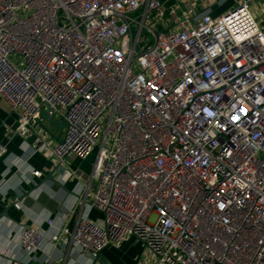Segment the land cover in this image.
<instances>
[{
  "label": "built area",
  "instance_id": "obj_1",
  "mask_svg": "<svg viewBox=\"0 0 264 264\" xmlns=\"http://www.w3.org/2000/svg\"><path fill=\"white\" fill-rule=\"evenodd\" d=\"M166 1L0 0V98L15 134L55 178L95 153L71 230L20 227L28 257L65 234L89 264L131 237L137 264H264V30L250 0L217 15ZM46 106L67 122L59 140Z\"/></svg>",
  "mask_w": 264,
  "mask_h": 264
},
{
  "label": "crops",
  "instance_id": "obj_2",
  "mask_svg": "<svg viewBox=\"0 0 264 264\" xmlns=\"http://www.w3.org/2000/svg\"><path fill=\"white\" fill-rule=\"evenodd\" d=\"M191 1L193 0H167L165 6L168 8L177 5L182 9ZM195 1L198 11L207 7L212 15H217L232 8L241 0ZM250 1V9L264 30V0ZM16 124V112L10 110L7 103L0 98V144L6 147V153L0 156V180L6 193L5 198L0 200V264H89L88 255L69 248L68 236L65 234L54 244L45 241L35 256L30 258L20 246L19 229L22 225H31L46 235H50L61 226L71 230L78 214L85 207L81 198L91 200L94 182L92 181L90 188L86 185L92 176L95 154L92 152L84 159H71L67 163L68 169L74 172L71 178L53 176L56 182L43 180L51 163L45 155L33 153L29 143L25 144L23 139L15 134ZM27 141L30 142L31 138ZM31 169L40 170L42 176L33 177ZM14 197L18 199L19 208L12 203ZM3 212L5 214L1 215ZM89 215L93 219L101 218V213L96 209H91ZM47 218H52L53 223L48 224ZM135 243L142 246L136 238L131 237L120 245V249L105 247L101 255L110 264H136L133 260L135 254L131 251V246ZM118 250H121L126 259L114 254L113 251ZM143 252L142 246L137 259L142 258Z\"/></svg>",
  "mask_w": 264,
  "mask_h": 264
},
{
  "label": "water",
  "instance_id": "obj_3",
  "mask_svg": "<svg viewBox=\"0 0 264 264\" xmlns=\"http://www.w3.org/2000/svg\"><path fill=\"white\" fill-rule=\"evenodd\" d=\"M47 109L42 108L39 111V116L41 118H43L44 120H46L47 122H49L50 124H52L53 126H55L58 129V134L55 136L56 140H59L61 135H62V131L63 129L67 126V122L64 119H61L60 121H58L57 119H55L52 115H50L48 113V110H50L51 107L46 106ZM39 122L41 123V121L39 120ZM43 180H52L55 181L56 180L53 178L51 173H48ZM5 212H3L1 215H4ZM97 264H110L102 255H101V251L98 252V259H97Z\"/></svg>",
  "mask_w": 264,
  "mask_h": 264
},
{
  "label": "rangeland",
  "instance_id": "obj_4",
  "mask_svg": "<svg viewBox=\"0 0 264 264\" xmlns=\"http://www.w3.org/2000/svg\"><path fill=\"white\" fill-rule=\"evenodd\" d=\"M93 154H95V153L93 152ZM109 247H112V248H115V249H120L121 246H120V247L109 246ZM109 247H108V248H109ZM141 249H142V246H141L140 244H137V243H135L134 246H133V245L131 246L132 254H133V253L135 254L133 260H135L136 264L139 262V259H137V258H138L139 254H140ZM120 251H121V250L113 251V252H114V254H115L117 257H120V258H124V259H126V256H123V253H121Z\"/></svg>",
  "mask_w": 264,
  "mask_h": 264
}]
</instances>
